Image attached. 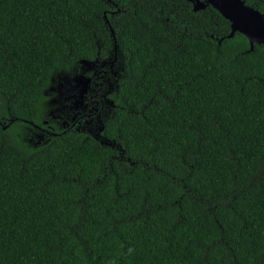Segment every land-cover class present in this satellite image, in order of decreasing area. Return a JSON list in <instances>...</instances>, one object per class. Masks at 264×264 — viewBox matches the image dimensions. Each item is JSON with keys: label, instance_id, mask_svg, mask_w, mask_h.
I'll list each match as a JSON object with an SVG mask.
<instances>
[{"label": "trees", "instance_id": "obj_1", "mask_svg": "<svg viewBox=\"0 0 264 264\" xmlns=\"http://www.w3.org/2000/svg\"><path fill=\"white\" fill-rule=\"evenodd\" d=\"M230 31L188 0H0V264H264V44ZM95 58L100 136L31 146L52 73Z\"/></svg>", "mask_w": 264, "mask_h": 264}, {"label": "water", "instance_id": "obj_2", "mask_svg": "<svg viewBox=\"0 0 264 264\" xmlns=\"http://www.w3.org/2000/svg\"><path fill=\"white\" fill-rule=\"evenodd\" d=\"M193 4L194 10L204 9L210 5L217 9L226 19L230 21L231 31L227 37H232L236 32L244 34L249 42L250 48L253 49L255 44H264V13L257 7L247 3L246 0H188ZM106 21L109 22L106 17ZM110 30L114 35V29L110 26ZM116 42V41H115ZM117 44H115V48ZM114 48V49H115ZM106 60L83 59L80 61V67L75 73L71 71L60 69L55 71L50 76L48 84L44 87V94L46 100L45 106H57V111L63 105V101L72 97L71 102L73 108L77 109L82 104H85L87 93L91 88L93 78L88 73L92 70H97L99 67L106 65ZM113 104V100H108ZM99 128L98 135L103 129V125L97 126ZM40 136V135H39ZM101 142H103L101 140Z\"/></svg>", "mask_w": 264, "mask_h": 264}, {"label": "flooded vegetation", "instance_id": "obj_3", "mask_svg": "<svg viewBox=\"0 0 264 264\" xmlns=\"http://www.w3.org/2000/svg\"><path fill=\"white\" fill-rule=\"evenodd\" d=\"M210 6V5H208ZM254 6V5H252ZM207 7V6H206ZM256 7V6H255ZM259 9V8H258ZM260 10V9H259ZM93 74L96 72V69L92 71ZM109 90L106 93H109L111 89H113L112 83H109ZM101 87L98 89L95 86H91L87 93L86 100L90 99V103L93 102V97H95ZM90 94V98L89 95ZM105 95V94H104ZM72 97L68 98V100L63 101V105L60 107V110L57 111V106H45V104H41L43 108L44 118L40 123L29 121L31 126L28 127L29 130V138L28 142L31 146L36 147L40 146L43 143H46V135H56L57 130L64 131L66 129H77L87 131L89 134H92L98 137V131L95 126H89L87 123H91V121H85L84 124L78 118H82L80 114L83 111H91L92 106L89 107V102H85L79 106V108L75 109L70 106L73 101ZM80 114V115H79ZM87 122V123H86ZM34 132V133H33ZM40 135V136H39Z\"/></svg>", "mask_w": 264, "mask_h": 264}, {"label": "rangeland", "instance_id": "obj_4", "mask_svg": "<svg viewBox=\"0 0 264 264\" xmlns=\"http://www.w3.org/2000/svg\"><path fill=\"white\" fill-rule=\"evenodd\" d=\"M93 71V70H92Z\"/></svg>", "mask_w": 264, "mask_h": 264}]
</instances>
